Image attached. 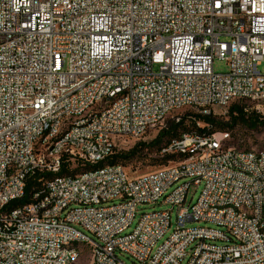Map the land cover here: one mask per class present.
<instances>
[{"label": "built area", "instance_id": "1", "mask_svg": "<svg viewBox=\"0 0 264 264\" xmlns=\"http://www.w3.org/2000/svg\"><path fill=\"white\" fill-rule=\"evenodd\" d=\"M262 60L264 0H0V264H82L88 254L56 249L69 234L94 245L90 264H264V157L238 155L229 133L173 138L170 164L142 173L41 177L31 207L7 208L29 177L102 161L141 128L178 121L183 102L209 114L206 102L243 98L264 118ZM161 198L171 212H142L127 231ZM215 200L248 203L249 220Z\"/></svg>", "mask_w": 264, "mask_h": 264}, {"label": "rangeland", "instance_id": "2", "mask_svg": "<svg viewBox=\"0 0 264 264\" xmlns=\"http://www.w3.org/2000/svg\"><path fill=\"white\" fill-rule=\"evenodd\" d=\"M213 69L216 72L226 71V69H227L226 61L224 59L215 57L213 59ZM258 69L261 72H264V60L261 61V63L258 66ZM227 109L220 108V107H214L212 110V115H215L216 119L219 121H226L229 118L228 114H227ZM249 111H250V109H249ZM184 113H191V114L195 113L196 114L198 112H196V109H194V108H186V109H184L183 112H181L180 115H182ZM261 119H260V121H261ZM166 121L167 120H165L162 124L147 130L144 134L137 136L136 138L123 139L124 140V142L122 143L123 148H121V150L127 151L138 142L147 143V142L151 141L157 135L158 131L165 125ZM200 123L197 122V125L198 126L202 125V122H200ZM218 130L222 131L224 133H229L230 139L227 142V146L234 147L237 150H253V151L264 150V122H261L255 128H248V127L244 126L243 124L239 123V124H236L230 128H227L225 130H222V129H218ZM186 133H188V132H186ZM193 134H196L199 136L201 135V134H197V133H193ZM140 155H141L140 160L129 159L126 161H120L119 163H120V165H123L129 172L136 174V173H142V172L154 170V169L159 168V167L166 166V165L170 164V162H171L170 160H164L163 159L164 155L161 154L160 150L156 151V149L152 150V149H149L148 147L143 148L140 151ZM72 166L75 167V164H72ZM80 168H81V166H78L75 169H76V171L79 172ZM183 180H188V179H182V180H180V182H182ZM170 190L171 189H169L168 192ZM200 190H201V186L195 188L194 185H192L190 187V190L188 193L187 202L192 197L191 203H194L199 196ZM162 200H163V198H161L155 205L146 204V205L137 206L136 217H135L132 225L130 226V228L127 231H131L134 228L137 220L139 219V215L142 212H149L151 210H170L171 205L168 203H163ZM115 202H117V200H115L114 203ZM175 216H176V207H174L173 212L171 214V222L173 224H174ZM199 225L214 226L212 224L204 223V222L188 223V226H199ZM172 228H173V226L171 227V229ZM170 232L171 231H168L164 235V237L159 240L158 243H161L168 236V234ZM87 234L90 238H93L91 234H89V233H87ZM217 243H220V241H217ZM79 246H80V248H83L84 244H79ZM86 250H87V248H84L85 252H86ZM87 258H89V256H83L82 263L86 262ZM119 258L121 261H123L124 264H138L135 261H133L132 258L128 257L127 255H120ZM188 258H189V256H187L183 260L182 264H185L187 262Z\"/></svg>", "mask_w": 264, "mask_h": 264}, {"label": "trees", "instance_id": "3", "mask_svg": "<svg viewBox=\"0 0 264 264\" xmlns=\"http://www.w3.org/2000/svg\"><path fill=\"white\" fill-rule=\"evenodd\" d=\"M228 119L226 121H219L216 119L212 112L209 114H199V113H184L180 115L178 121L174 119L167 118L165 125L158 131L157 135L149 142H138L133 147L127 151L115 150L109 156L104 158L99 165L105 164H120V161H126L129 159L140 160V151L148 147L149 149L159 151L164 145H166L171 139L179 137L182 133L190 132L197 133L201 135L209 134L211 132L219 131L218 129L225 130L236 124H243L248 128H255L261 122H264V118L260 119L254 113H246L243 110V106L239 103L233 102L227 109ZM202 122L203 125L198 126L197 122ZM175 155L164 154V160L174 159ZM81 166L80 171L90 168V165H79L77 164L72 168V164L64 163L59 174L65 175H75L78 173L75 168ZM79 171V172H80ZM50 174L47 173L41 175H34L29 177L26 183L25 195L23 198L11 201L7 208L14 207L16 205H21L29 201V196L31 193L40 186L41 177H48Z\"/></svg>", "mask_w": 264, "mask_h": 264}, {"label": "bare ground", "instance_id": "4", "mask_svg": "<svg viewBox=\"0 0 264 264\" xmlns=\"http://www.w3.org/2000/svg\"><path fill=\"white\" fill-rule=\"evenodd\" d=\"M233 102L239 103L243 106L244 111H249L250 109V102L248 99L243 98H234ZM215 107V102H206V109H213ZM186 108H194L198 110V102L196 101H186L183 102V109ZM181 111V104H173L172 105V112H180ZM153 127H143L136 132V137L144 134L147 130ZM65 129H73V122H65ZM218 133H224L222 131H216ZM182 135H193V133H183ZM199 136V135H198ZM205 136V135H200ZM170 142V141H169ZM168 144V143H167ZM160 152H164V147L160 150ZM238 155H245L248 154V158H261L264 157V150L253 151V150H237ZM101 161L95 162H87V163H75L79 165H90L91 167L80 171V174H88L89 173H100L106 172V168H112L113 166H120V164H105L99 165ZM73 168V166H72ZM60 171L48 173L50 174L46 177V182H53V181H61V180H69L72 175H63L59 174ZM76 173L75 175H78ZM39 191V187L31 193V196H36V192ZM33 205V198H29V201L20 205V207H31ZM224 209H232L236 214H242V220H249V213H248V203H241L235 200H215L212 202V210H224ZM163 212H171L170 210H163ZM0 243L1 248H9V241H8V234H1L0 233ZM79 244H84L83 248H80ZM84 248H87L86 252ZM56 249H58V253L60 254H72L74 251H80L88 254L89 258H87L86 262L82 264H90V258H96V248L94 245L90 244L89 241H81V235L79 234H69L66 235V241H59L56 242ZM111 264H120L118 262H111Z\"/></svg>", "mask_w": 264, "mask_h": 264}]
</instances>
